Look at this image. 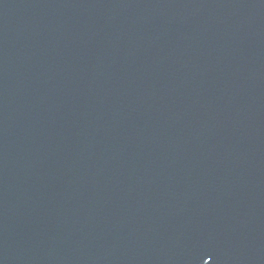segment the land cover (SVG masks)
<instances>
[{
	"label": "water",
	"instance_id": "obj_1",
	"mask_svg": "<svg viewBox=\"0 0 264 264\" xmlns=\"http://www.w3.org/2000/svg\"><path fill=\"white\" fill-rule=\"evenodd\" d=\"M0 264H264V0H0Z\"/></svg>",
	"mask_w": 264,
	"mask_h": 264
}]
</instances>
